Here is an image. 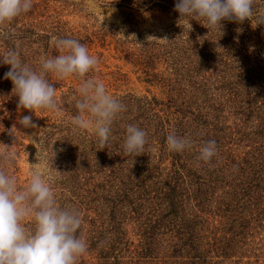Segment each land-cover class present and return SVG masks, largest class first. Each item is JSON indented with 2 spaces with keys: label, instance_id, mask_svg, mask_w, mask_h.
Here are the masks:
<instances>
[{
  "label": "trees",
  "instance_id": "1",
  "mask_svg": "<svg viewBox=\"0 0 264 264\" xmlns=\"http://www.w3.org/2000/svg\"><path fill=\"white\" fill-rule=\"evenodd\" d=\"M95 1L179 14L176 0ZM39 2L32 0L29 11L0 25V53L35 33L37 25L26 18ZM262 15L264 0H254L252 17L223 20L221 29L209 30L202 20H192L191 30L179 23L177 39L186 33L193 37L184 57L178 51L167 55L172 61L167 76L174 80L159 82L165 91H173L168 99L119 96L123 105L116 116L119 125L111 129L105 147L97 137L87 140L78 135L90 146L83 143L77 149L71 137H63L67 145L63 156L77 179L78 206L84 212L77 235L95 259L80 256L76 264H264V23L258 19ZM254 35L258 46L251 49ZM87 39L77 40L84 44ZM123 58L146 66L147 76L158 77L148 69L154 72L151 66L159 57L148 48L127 50ZM8 71L0 64V145L11 151L19 106L11 80L5 79ZM48 79L59 86L51 75ZM213 84L225 93H210ZM76 97L66 96L63 105L72 116L77 114ZM129 124L147 133L144 149L134 155H126L122 148ZM172 133L187 139L189 146L169 151L166 138ZM210 140L216 142L217 152L204 162L198 159L200 148ZM14 153L17 157L18 151ZM73 158L81 160L80 165ZM0 167L12 174L16 159Z\"/></svg>",
  "mask_w": 264,
  "mask_h": 264
},
{
  "label": "clouds",
  "instance_id": "2",
  "mask_svg": "<svg viewBox=\"0 0 264 264\" xmlns=\"http://www.w3.org/2000/svg\"><path fill=\"white\" fill-rule=\"evenodd\" d=\"M253 3L254 0H176L175 10L180 19L188 20L190 27V21L202 20L210 30L221 29L223 20H248L253 16ZM32 6V0H0V25L11 22ZM258 19L264 23V15ZM55 46L59 54L43 58L39 70L23 63L14 50L0 56V64L10 66L5 79H10L14 86L18 106L31 113L47 110L59 114L56 88L48 77H78L77 114L70 123L74 131L94 133L98 143L105 147L112 122L123 105L102 81L88 76L98 60L84 44L73 38H57ZM18 123L23 128L36 127L31 115L23 116ZM146 138L145 130L129 124L122 145L124 153L141 152ZM189 144L174 133L166 138L169 151L181 152ZM216 152V142L210 140L200 148L198 159L208 162ZM15 159L16 154L8 145L0 150V163L7 165ZM25 221L33 224L31 230L26 228ZM80 226L78 212L58 206L51 179L41 168L34 166L25 186L19 187L17 177L0 167V264H76L87 250L86 242L77 235Z\"/></svg>",
  "mask_w": 264,
  "mask_h": 264
},
{
  "label": "rangeland",
  "instance_id": "3",
  "mask_svg": "<svg viewBox=\"0 0 264 264\" xmlns=\"http://www.w3.org/2000/svg\"><path fill=\"white\" fill-rule=\"evenodd\" d=\"M39 4L41 5L35 9L33 16L26 18L29 23L37 25L35 33L28 36V41L15 42L11 49L19 54L23 63L39 70L43 58H52L59 54L55 46L57 38L65 36L84 39L87 36L89 39L84 45L98 60L97 66L88 76L102 81L111 95L118 98L129 94L139 100L156 97L165 101L173 94L172 90L165 91L159 81L167 77L174 80L173 75L167 76L172 72V61L167 60V55L178 51L179 56H185L188 40L191 41L193 35L186 33L179 41L177 32L180 30L179 23L183 24L186 30L193 28L192 25L190 27L188 20L180 19L179 14L157 7L138 8L125 4L118 6L114 3L103 6L95 0H40ZM251 26L253 28V23ZM256 32L253 28L252 33ZM36 33L39 34L38 39L34 38ZM257 41L254 35L249 44L251 49L258 46ZM145 48L159 57L151 66L154 72L147 68L149 73H157L158 77L147 76L144 71L146 66L134 65L123 58L127 50L137 51ZM4 54L2 52L0 56ZM5 67L10 69L9 65L5 64ZM51 77L52 81L59 84L56 87L59 114L47 110H35L31 113L29 110L18 108L17 117L12 125V129L16 131V140L11 149L13 152L18 151L17 168H12L11 172L17 177L18 186L24 187L29 171L34 166L41 168L51 179L58 206L64 210H75L82 217L84 212L78 206L79 191L74 187L77 179L71 170L72 167L67 165V156H63L64 150L67 149L63 137H71L72 143L77 145L78 149L79 144L85 143L90 146L87 140H92L96 136L91 131H74L73 126H69L73 116L63 107L66 96H74V93L78 95L80 78L68 77L58 80ZM150 80L151 82H148ZM217 85L210 86V93H225L216 90ZM201 91L198 89V93ZM200 102L202 105L203 101ZM25 115L32 116L36 127L23 128L18 123ZM118 120L114 118L111 129L119 125ZM78 135L86 137L87 140ZM4 148L5 145H0V150ZM74 161L75 165L81 163L77 158ZM24 223L28 230L32 229L33 224L30 221ZM81 256L86 260L95 261L88 252Z\"/></svg>",
  "mask_w": 264,
  "mask_h": 264
}]
</instances>
